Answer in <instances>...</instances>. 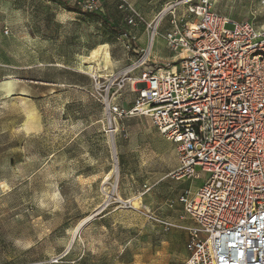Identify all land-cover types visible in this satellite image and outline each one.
I'll use <instances>...</instances> for the list:
<instances>
[{
	"label": "rangeland",
	"instance_id": "obj_1",
	"mask_svg": "<svg viewBox=\"0 0 264 264\" xmlns=\"http://www.w3.org/2000/svg\"><path fill=\"white\" fill-rule=\"evenodd\" d=\"M99 1L103 17L73 0H0V264H180L186 256L187 232L154 221L187 224L179 196L190 183L172 178L175 146L150 120L110 108L135 98L143 68L128 70L142 56L129 46L146 53L156 32L151 60L175 67L168 31L200 0H126L124 9ZM215 11L264 29V0H216ZM101 46L108 67L91 57Z\"/></svg>",
	"mask_w": 264,
	"mask_h": 264
},
{
	"label": "built area",
	"instance_id": "obj_2",
	"mask_svg": "<svg viewBox=\"0 0 264 264\" xmlns=\"http://www.w3.org/2000/svg\"><path fill=\"white\" fill-rule=\"evenodd\" d=\"M73 1L84 12L104 10L99 0ZM118 1L124 9L126 0ZM215 5L200 0L180 29L168 31L180 53L175 67L163 64L171 69L150 58L156 32L146 53L130 45L142 56L128 70L143 68L131 83L135 98L130 108L110 109L150 120L175 146L172 178L190 183L179 196L187 224L154 221L165 232H187L180 264H264V29L229 20ZM129 11L126 22L135 26Z\"/></svg>",
	"mask_w": 264,
	"mask_h": 264
},
{
	"label": "bare ground",
	"instance_id": "obj_3",
	"mask_svg": "<svg viewBox=\"0 0 264 264\" xmlns=\"http://www.w3.org/2000/svg\"><path fill=\"white\" fill-rule=\"evenodd\" d=\"M91 57L93 59H96V58H102V60L104 61L106 67H108L110 64H111V57H110V54L108 51H105V48L104 47H99L97 49H93L91 51ZM10 83V82H9ZM138 201H135L132 203V207H134L135 209L138 208Z\"/></svg>",
	"mask_w": 264,
	"mask_h": 264
},
{
	"label": "crops",
	"instance_id": "obj_4",
	"mask_svg": "<svg viewBox=\"0 0 264 264\" xmlns=\"http://www.w3.org/2000/svg\"><path fill=\"white\" fill-rule=\"evenodd\" d=\"M187 239H188V236H187ZM187 242V241H186ZM186 245V244H185Z\"/></svg>",
	"mask_w": 264,
	"mask_h": 264
},
{
	"label": "trees",
	"instance_id": "obj_5",
	"mask_svg": "<svg viewBox=\"0 0 264 264\" xmlns=\"http://www.w3.org/2000/svg\"><path fill=\"white\" fill-rule=\"evenodd\" d=\"M99 15H101V14H99ZM102 16V15H101ZM103 17V16H102Z\"/></svg>",
	"mask_w": 264,
	"mask_h": 264
}]
</instances>
